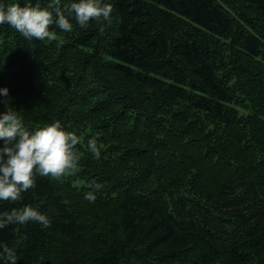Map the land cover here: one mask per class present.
Segmentation results:
<instances>
[{
    "label": "trees",
    "instance_id": "obj_1",
    "mask_svg": "<svg viewBox=\"0 0 264 264\" xmlns=\"http://www.w3.org/2000/svg\"><path fill=\"white\" fill-rule=\"evenodd\" d=\"M104 2L109 20L69 17L54 39L0 25V115L81 141L78 173L0 201V215L51 220L0 229V250L17 264H264V0Z\"/></svg>",
    "mask_w": 264,
    "mask_h": 264
},
{
    "label": "clouds",
    "instance_id": "obj_2",
    "mask_svg": "<svg viewBox=\"0 0 264 264\" xmlns=\"http://www.w3.org/2000/svg\"><path fill=\"white\" fill-rule=\"evenodd\" d=\"M60 5L61 0H50L46 8L0 3V25H9L28 41H44L55 38L56 33L50 30L53 25L62 32H72L73 24L69 17L80 28H87L91 21L109 20L113 11L112 5L104 0H78L65 4L63 8ZM0 95L7 96L8 89H0ZM0 142V201L20 200L22 192L35 187L37 175L60 181L80 171L81 156L76 151L80 138L73 132L65 131L59 121L29 131L17 112L5 111L0 115ZM88 149L95 159L100 158L101 151L94 138L88 141ZM90 187L93 191L87 192L85 199L95 202V191L101 185L93 183ZM30 221L43 228L51 226L47 214L24 206L0 215V229L9 224L24 225ZM0 259L17 264L15 253L7 245L2 246Z\"/></svg>",
    "mask_w": 264,
    "mask_h": 264
}]
</instances>
